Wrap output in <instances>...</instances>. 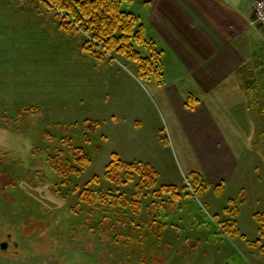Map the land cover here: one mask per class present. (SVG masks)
Instances as JSON below:
<instances>
[{
	"label": "rangeland",
	"instance_id": "1",
	"mask_svg": "<svg viewBox=\"0 0 264 264\" xmlns=\"http://www.w3.org/2000/svg\"><path fill=\"white\" fill-rule=\"evenodd\" d=\"M86 38L37 0H0V264H264L254 219L264 210V107L249 119L255 129L236 109L218 113L211 165L205 133L181 129L163 106L164 74L158 81L123 57L97 58ZM65 142L91 158L79 175L50 165L59 148L72 161ZM114 153L154 162L158 185L133 207L98 194L82 201L86 187L136 198L139 174L127 183L104 176ZM192 172L210 181L205 194L196 195ZM163 183L175 192H159ZM231 218L235 238L219 224Z\"/></svg>",
	"mask_w": 264,
	"mask_h": 264
},
{
	"label": "crops",
	"instance_id": "2",
	"mask_svg": "<svg viewBox=\"0 0 264 264\" xmlns=\"http://www.w3.org/2000/svg\"><path fill=\"white\" fill-rule=\"evenodd\" d=\"M130 9L161 52L163 106L181 129L205 133L212 165L218 113L236 109L249 125L264 107V27L251 23L253 0H133Z\"/></svg>",
	"mask_w": 264,
	"mask_h": 264
},
{
	"label": "trees",
	"instance_id": "3",
	"mask_svg": "<svg viewBox=\"0 0 264 264\" xmlns=\"http://www.w3.org/2000/svg\"><path fill=\"white\" fill-rule=\"evenodd\" d=\"M37 1L54 11L61 18L63 27L82 31L87 36L85 47L97 58L108 57L110 54L123 57L137 63L141 74L155 75L158 81L163 78L161 52L156 48L154 41L146 36L140 17L131 11L130 6L133 0ZM141 49L147 50L149 54L143 55ZM65 143L68 144L73 155L72 161L67 158L65 150L59 148L56 155L48 158L50 165L62 176L79 175L89 166L91 158L83 148L72 147L69 143ZM136 174L140 175L135 192L136 198L127 201L122 195H114L111 192H96L86 187L80 192V199L90 204L97 198L98 194L99 197L96 200L99 203L133 207L137 203V198L143 196V190L146 187L158 185V170L150 163L139 160H122L114 153L104 173L105 178L117 183L130 182ZM1 178L9 182L8 176L1 175ZM97 179L98 176H94V180ZM190 179L196 195L205 194L211 186L210 181L199 172H192ZM215 189L218 194H221L222 184L217 185ZM175 190V185L165 183L160 184L158 188L159 192H175ZM231 202L236 206L232 213L237 214L236 200L232 199ZM254 219L258 222L260 236L264 238V210L254 213ZM219 224L222 231L229 237L235 238L241 235L235 218L226 219ZM249 243L257 245L258 240Z\"/></svg>",
	"mask_w": 264,
	"mask_h": 264
},
{
	"label": "built area",
	"instance_id": "4",
	"mask_svg": "<svg viewBox=\"0 0 264 264\" xmlns=\"http://www.w3.org/2000/svg\"><path fill=\"white\" fill-rule=\"evenodd\" d=\"M253 7L254 16L251 23L264 27V0H253Z\"/></svg>",
	"mask_w": 264,
	"mask_h": 264
}]
</instances>
